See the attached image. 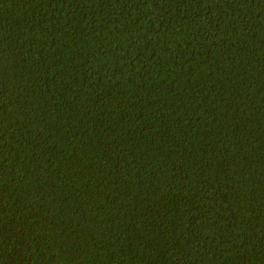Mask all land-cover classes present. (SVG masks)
<instances>
[{
	"label": "trees",
	"instance_id": "16d2710c",
	"mask_svg": "<svg viewBox=\"0 0 264 264\" xmlns=\"http://www.w3.org/2000/svg\"><path fill=\"white\" fill-rule=\"evenodd\" d=\"M0 264H264V0H0Z\"/></svg>",
	"mask_w": 264,
	"mask_h": 264
}]
</instances>
